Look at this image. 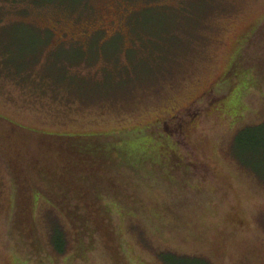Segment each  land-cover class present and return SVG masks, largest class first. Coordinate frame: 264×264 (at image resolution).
Masks as SVG:
<instances>
[{"label":"rangeland","instance_id":"374dc122","mask_svg":"<svg viewBox=\"0 0 264 264\" xmlns=\"http://www.w3.org/2000/svg\"><path fill=\"white\" fill-rule=\"evenodd\" d=\"M0 38V116L134 133L123 150L150 190L139 211L108 200L109 250L36 196V252L9 236L0 158V264H264V0H0Z\"/></svg>","mask_w":264,"mask_h":264},{"label":"trees","instance_id":"16d2710c","mask_svg":"<svg viewBox=\"0 0 264 264\" xmlns=\"http://www.w3.org/2000/svg\"><path fill=\"white\" fill-rule=\"evenodd\" d=\"M31 3L34 7L43 5ZM1 40L0 51L4 54L9 48ZM165 61L163 56L162 62ZM76 135L39 133L0 116V158L7 167L13 189L8 233L15 242L24 245L30 242L36 252L44 245L34 222L36 196L52 203L73 230L76 242L84 235L92 239L97 235L103 242V236L108 235V250L117 241L108 200L130 202L129 206L139 211L144 209L145 197L150 196V190L145 191L149 174L142 175L138 168L141 158L133 160L123 150L122 142L134 133ZM154 158L157 161L152 164L158 167L164 156ZM61 234V239L55 241L52 231L50 235V243L57 252L65 245Z\"/></svg>","mask_w":264,"mask_h":264}]
</instances>
